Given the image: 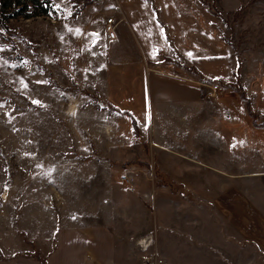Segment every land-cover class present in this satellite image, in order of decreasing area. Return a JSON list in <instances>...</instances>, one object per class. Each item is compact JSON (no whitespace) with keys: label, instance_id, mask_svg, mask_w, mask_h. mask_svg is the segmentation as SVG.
I'll return each mask as SVG.
<instances>
[{"label":"rangeland","instance_id":"1","mask_svg":"<svg viewBox=\"0 0 264 264\" xmlns=\"http://www.w3.org/2000/svg\"><path fill=\"white\" fill-rule=\"evenodd\" d=\"M104 2L52 0L55 13L47 17L40 15L38 7L22 0L19 5H29L28 8H24L21 17L9 21L11 33L2 31L0 194L19 178L26 164H43L48 155L45 150L52 152L54 147L57 152L75 142L85 149H80L81 154L86 155L89 146H96L100 150L98 156H104L98 162L104 163L69 169L64 172V179L72 185L78 199L91 197L99 201L102 188L108 222L113 228L125 227L117 230L118 241H123L119 264H264V248L261 250L259 244L264 243V126H259L264 123V0L123 1L124 5H157L162 20L174 24L176 11L171 16L168 5H181L185 22L195 20L199 27L203 26V40L198 41L203 52H190L188 59L199 66L201 72H194L202 85L219 84L225 93L212 98L204 88L202 111L205 131L209 132L204 134L209 138L198 139V152L194 153H186L176 143L169 145L174 150L169 153L154 145L160 144L162 138L145 135L141 139L147 146L138 144L130 121L98 108L60 73L58 68L61 70L62 66L53 55V48L63 63H83L90 77L101 79L105 74L106 79L103 57L86 42L91 36L86 21L78 24L81 30L68 31L63 45H52L54 28L68 27L77 19V10L80 14L100 10L98 5H105ZM143 18L146 24L148 16L144 14ZM237 58L242 65L241 83L258 118L247 113L246 101L231 87L235 83ZM36 62L55 74L52 76L59 86L67 82L70 91L55 86L56 82ZM89 66L96 68L93 74ZM104 92L116 96L114 88ZM118 94L123 98L122 91ZM99 101L106 108L105 100ZM29 105L42 106L43 110ZM68 114L70 117L66 118ZM141 117L137 115L138 119ZM159 128L162 129L161 124ZM68 130L75 131V139L60 136V131ZM183 137L189 139L191 135ZM127 161L148 162L150 167L125 166ZM179 162L192 170H181ZM96 174L106 177V188L104 179L94 178ZM244 202L252 210L250 218L236 215L242 212ZM5 232L0 229L2 238Z\"/></svg>","mask_w":264,"mask_h":264},{"label":"crops","instance_id":"2","mask_svg":"<svg viewBox=\"0 0 264 264\" xmlns=\"http://www.w3.org/2000/svg\"><path fill=\"white\" fill-rule=\"evenodd\" d=\"M104 1L105 5H98L100 10L95 8L88 13L81 12L68 27L54 28L52 45H63L61 42L68 31L72 28L74 32L81 30L78 24L86 21V28L91 32L86 42L103 57L106 79L105 74L101 79L90 77L89 72L83 69V63L79 66L68 60L63 63L53 48V55L62 66L61 70L58 68L60 73L66 76V80L74 82L75 88L85 90L99 100L104 99L106 105L112 104L131 112L138 121L142 139L144 135L150 139L162 138L164 142L159 144L154 141V145L164 147L169 153L174 152L169 146L174 143L186 149V153L198 152V139L204 136L209 138L208 134H204L209 132L205 131L207 126L202 111L204 88L194 72L201 70L188 58L190 52L191 55H201L203 52L202 47H198V41H202L204 36L203 26L199 27L195 20L185 22L187 19L181 12L184 10L180 8L181 5H174L175 8L168 5V9L172 10L171 16L176 11L177 22L174 24V21L162 20L161 9L155 7L157 5H124V0H116L115 3L113 0ZM112 3L114 5H110ZM115 14L116 38L109 39L107 20ZM144 14L148 16L146 24L142 21ZM78 56L81 57V54ZM166 58L176 62H166ZM79 67L82 68L79 70ZM184 67L193 71L189 72ZM90 69L92 74L96 70ZM66 83L61 82L59 86L56 82L64 90L71 89ZM112 88L115 89V97L104 92H110ZM119 90L123 98L119 96ZM106 112L120 115L132 126L128 116L127 121L123 118L126 115ZM138 114L142 115L141 119L137 118ZM69 117V114L66 115V118ZM63 134L67 138H76L75 131H60V136ZM185 134L191 137L185 139ZM116 138L118 140V136ZM133 138L139 144L134 131ZM89 147L86 155L81 154L82 147L76 146L75 142L68 149L60 148L57 152L54 147L52 152L45 150L51 157L47 155L43 164H26L19 178L9 183L5 201L1 200L4 192L0 194V229L6 230L3 238L0 236V264H119L118 253L123 248V241H118L117 230L125 227L113 228V224L108 222L107 199L105 196L102 199V188L101 192L98 191L99 201L91 197L78 199L72 185L64 179V172L69 169L104 163L98 162L103 156H98L100 150L96 146ZM85 157L89 159L82 161ZM178 164L181 170H192L182 162ZM48 171L50 175H47ZM94 176L99 177L97 174ZM98 179H104L103 188H106V177ZM241 206L243 209L236 214L238 217L253 216L247 203ZM259 244L262 250L264 243Z\"/></svg>","mask_w":264,"mask_h":264},{"label":"trees","instance_id":"3","mask_svg":"<svg viewBox=\"0 0 264 264\" xmlns=\"http://www.w3.org/2000/svg\"><path fill=\"white\" fill-rule=\"evenodd\" d=\"M28 3L33 4L32 6H36L38 7V9L41 10L40 15L41 16H47L50 17L51 15H53L55 13V9L54 6L52 5V0H27ZM149 1V0H148ZM22 2V0H0V35H3L5 33H11L9 28H8V23L9 21L19 18L22 16V12L24 11V8H28L29 5H19V3ZM76 14L74 15V17H78V15H80V11L77 10V12H75ZM158 19V17H157ZM3 31V32H2ZM166 62H171L172 59L170 58H166L165 59ZM237 70L235 72V83L231 85V87L236 90L238 93L241 94V98L246 101V108H247V113L255 118H258L252 111L251 107V100L250 98H248L245 94V88L241 83V69H242V65L240 62V58H237ZM37 67L43 72L49 75L50 80L52 79L53 82V76L52 73L46 69L44 66H42L40 63L36 62ZM188 71H193V69L191 68H186ZM55 86H57V84H55ZM58 87V86H57ZM66 91H70V89H66ZM78 92L83 93V94H87L88 96L91 97V99L95 102V105L98 108H102V110H106L109 113H119L121 115H126L131 119V124L133 127V131H134V137L137 141H139L140 143L144 144L145 146H147V144L145 142L142 141L141 139V134H140V128H139V124L137 119L134 117V115L126 110H121L117 107H115L112 104H107L106 108H103L100 106V101L97 97H95L94 95H90L87 91L85 90H80L78 89ZM29 107H34V108H40L37 107L36 105H29ZM27 110V109H26ZM258 120V119H257ZM256 124V123H255ZM260 127L264 126V123L259 125ZM89 157H85L82 158V161H86L88 160ZM133 165H138V166H142V167H150L148 163L142 162V161H135V162H128L125 164V166H133ZM46 264V263H43Z\"/></svg>","mask_w":264,"mask_h":264},{"label":"built area","instance_id":"4","mask_svg":"<svg viewBox=\"0 0 264 264\" xmlns=\"http://www.w3.org/2000/svg\"><path fill=\"white\" fill-rule=\"evenodd\" d=\"M116 19H117V14L113 15L112 17L108 18V20H107L106 31H107L109 39H115L116 38V27H117ZM202 86H203V88L208 90L207 95L209 97H212V98H214V97L216 98L220 94L225 93L224 88L221 85L216 84V83H212V82H210L208 84L204 83ZM127 181H129V180H127Z\"/></svg>","mask_w":264,"mask_h":264},{"label":"water","instance_id":"5","mask_svg":"<svg viewBox=\"0 0 264 264\" xmlns=\"http://www.w3.org/2000/svg\"><path fill=\"white\" fill-rule=\"evenodd\" d=\"M8 190H9V188L6 187L5 190H4V193H3L2 197H1L2 200H5L6 199V195H7V191Z\"/></svg>","mask_w":264,"mask_h":264},{"label":"snow or ice","instance_id":"6","mask_svg":"<svg viewBox=\"0 0 264 264\" xmlns=\"http://www.w3.org/2000/svg\"><path fill=\"white\" fill-rule=\"evenodd\" d=\"M37 103H38V101H37Z\"/></svg>","mask_w":264,"mask_h":264}]
</instances>
